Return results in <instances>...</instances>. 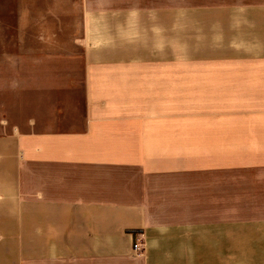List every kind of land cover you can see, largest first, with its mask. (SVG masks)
<instances>
[{
    "label": "crops",
    "instance_id": "1",
    "mask_svg": "<svg viewBox=\"0 0 264 264\" xmlns=\"http://www.w3.org/2000/svg\"><path fill=\"white\" fill-rule=\"evenodd\" d=\"M77 64L0 134V264H264V0H0V69Z\"/></svg>",
    "mask_w": 264,
    "mask_h": 264
},
{
    "label": "rangeland",
    "instance_id": "2",
    "mask_svg": "<svg viewBox=\"0 0 264 264\" xmlns=\"http://www.w3.org/2000/svg\"><path fill=\"white\" fill-rule=\"evenodd\" d=\"M81 65L0 69V134L28 130L36 121L43 129H64L77 121L82 104ZM72 86L69 93L67 88Z\"/></svg>",
    "mask_w": 264,
    "mask_h": 264
},
{
    "label": "built area",
    "instance_id": "3",
    "mask_svg": "<svg viewBox=\"0 0 264 264\" xmlns=\"http://www.w3.org/2000/svg\"><path fill=\"white\" fill-rule=\"evenodd\" d=\"M134 251L138 254H141L144 251L143 248V242L141 241V238H137L133 245Z\"/></svg>",
    "mask_w": 264,
    "mask_h": 264
}]
</instances>
